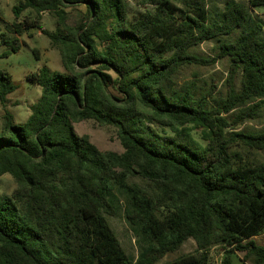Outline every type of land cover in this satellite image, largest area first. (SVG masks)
<instances>
[{"label": "trees", "instance_id": "trees-1", "mask_svg": "<svg viewBox=\"0 0 264 264\" xmlns=\"http://www.w3.org/2000/svg\"><path fill=\"white\" fill-rule=\"evenodd\" d=\"M262 4L225 0L211 15L208 0H16L0 56L18 51V36L48 12L55 28L42 32L62 70L31 72L41 92L30 114L1 119L0 176L16 186L0 193V264H156L188 239L193 251L165 264H215V247L223 264L236 252L264 264V160L254 157L264 129H238L264 107V30L252 13ZM78 5L85 11L71 22ZM207 40L215 56L192 52ZM220 58L229 69L217 104L216 86L178 82L183 67ZM14 89L0 69V102ZM83 120L114 128L123 150L78 134ZM120 208L135 257L106 218Z\"/></svg>", "mask_w": 264, "mask_h": 264}, {"label": "rangeland", "instance_id": "rangeland-1", "mask_svg": "<svg viewBox=\"0 0 264 264\" xmlns=\"http://www.w3.org/2000/svg\"><path fill=\"white\" fill-rule=\"evenodd\" d=\"M224 1L208 0L209 13L214 15L219 12ZM15 3L16 0H0V33L6 32V28L14 21L11 8ZM138 9L139 6L131 1V10ZM68 10L70 21L77 22L81 18L82 12L85 11V7L78 5ZM252 13L255 19L263 25L264 30V4L257 6ZM26 14H28L27 10L23 12L22 17ZM38 24L40 28L31 29L18 36L20 43L18 51L11 52L7 56H0V69L7 70L15 84L14 91L6 95L4 102H0V126L5 112L11 113L16 123H23L30 114V105L39 98L41 92L39 85L29 79L28 75L31 72L42 66H47L52 70H62L59 52L50 46L48 37L42 32V30L52 31L55 28L54 18L48 12H43ZM6 49L8 47L1 43L0 53ZM33 49L38 51L37 57ZM192 52L201 56H215L217 44L212 40H207L195 46ZM228 69L229 62L227 58H220L214 64L208 66L189 65L183 67L178 73L177 80L179 83L193 80L203 88L216 86L209 96V103L214 105L224 98L226 91L225 78ZM239 78L240 75L237 74L234 81L237 89L240 86ZM74 129L78 134L89 135L91 142L101 150L116 152L123 150L115 129L110 126H100L93 120H83L74 123ZM238 129L250 131L264 129V107L259 110L255 119L243 121ZM254 157L264 160V152H257ZM15 186L16 181L11 174L4 173L0 176V193L10 194ZM106 218L125 251L135 257L139 250L136 235L127 223L122 208L115 216H106ZM257 240L264 244V233L257 237ZM193 249L194 243L191 239H188L180 248L161 257L156 264L169 263L178 256L193 251ZM210 252L211 259L215 264H223V252L219 247L212 248ZM241 255L239 252L233 253L229 264H250L242 261Z\"/></svg>", "mask_w": 264, "mask_h": 264}]
</instances>
